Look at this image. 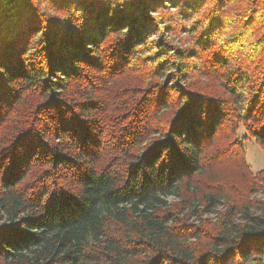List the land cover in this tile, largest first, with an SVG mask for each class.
Returning a JSON list of instances; mask_svg holds the SVG:
<instances>
[{
	"label": "trees",
	"instance_id": "trees-1",
	"mask_svg": "<svg viewBox=\"0 0 264 264\" xmlns=\"http://www.w3.org/2000/svg\"><path fill=\"white\" fill-rule=\"evenodd\" d=\"M264 0H0V264H264Z\"/></svg>",
	"mask_w": 264,
	"mask_h": 264
},
{
	"label": "rangeland",
	"instance_id": "rangeland-1",
	"mask_svg": "<svg viewBox=\"0 0 264 264\" xmlns=\"http://www.w3.org/2000/svg\"><path fill=\"white\" fill-rule=\"evenodd\" d=\"M247 161L254 172L264 169V154L262 148L256 143H247L246 145Z\"/></svg>",
	"mask_w": 264,
	"mask_h": 264
}]
</instances>
